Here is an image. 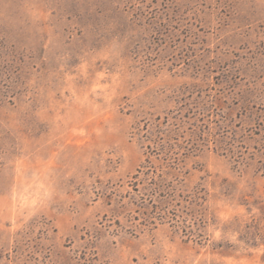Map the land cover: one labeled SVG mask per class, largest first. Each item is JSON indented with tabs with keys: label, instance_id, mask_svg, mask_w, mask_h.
Segmentation results:
<instances>
[{
	"label": "rangeland",
	"instance_id": "obj_1",
	"mask_svg": "<svg viewBox=\"0 0 264 264\" xmlns=\"http://www.w3.org/2000/svg\"><path fill=\"white\" fill-rule=\"evenodd\" d=\"M0 264H264V0H0Z\"/></svg>",
	"mask_w": 264,
	"mask_h": 264
}]
</instances>
